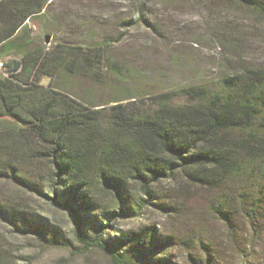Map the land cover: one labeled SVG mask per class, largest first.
Masks as SVG:
<instances>
[{
    "label": "trees",
    "instance_id": "16d2710c",
    "mask_svg": "<svg viewBox=\"0 0 264 264\" xmlns=\"http://www.w3.org/2000/svg\"><path fill=\"white\" fill-rule=\"evenodd\" d=\"M219 1L232 17L209 9L204 25L235 57L204 79L149 21L163 0H129L131 16L109 21L110 33L86 23L78 41L49 47L28 36L46 0H0L1 224L112 264H173L156 253L175 238L141 219L149 206L180 217L199 196L229 235L252 234L264 218V63L252 60L264 0ZM127 44L137 45L117 50ZM48 209L71 218L78 247Z\"/></svg>",
    "mask_w": 264,
    "mask_h": 264
},
{
    "label": "rangeland",
    "instance_id": "374dc122",
    "mask_svg": "<svg viewBox=\"0 0 264 264\" xmlns=\"http://www.w3.org/2000/svg\"><path fill=\"white\" fill-rule=\"evenodd\" d=\"M209 9L229 12L221 1L211 4L210 0H163L154 7V17L149 18L150 22L157 21L162 29L166 39L163 46L185 58L187 67L204 79L218 77L227 71V59L235 57V50L229 53L220 47L217 36L204 25L203 15ZM131 14L129 0H46L43 14L35 19L34 24L29 23L31 29L28 36L42 41V45L47 47L55 43L56 36L76 42L86 23L95 26L96 33L104 28L110 33L109 21ZM238 14V18L248 22L247 11L241 10ZM228 15L232 17L230 12ZM147 32L143 28L139 30L146 38L151 36ZM48 36L50 40L47 43ZM127 45L117 50H134L137 44ZM159 53L164 54L162 51ZM152 60L160 63L161 58L154 57ZM252 60L264 63V44L258 39L252 40ZM2 72L3 68H0ZM62 80L63 77L59 82ZM49 82L45 78L42 84L48 85ZM181 203L184 212L180 217L166 218L154 212L157 211L155 207L149 206L150 212L141 219L142 224L156 225L162 236L169 234L175 238L173 246L157 252L156 256L165 254L163 257H170L173 264H264V218L252 222V234L241 232L229 235L227 227L208 211L207 202L199 196ZM48 210L62 228L64 237L78 247L71 218L61 211ZM123 224L129 229L138 227L139 222L134 220ZM0 256L6 264H112L110 258L99 251L79 255L63 248L46 247L38 236L13 234L9 227L1 223Z\"/></svg>",
    "mask_w": 264,
    "mask_h": 264
},
{
    "label": "water",
    "instance_id": "95a60500",
    "mask_svg": "<svg viewBox=\"0 0 264 264\" xmlns=\"http://www.w3.org/2000/svg\"><path fill=\"white\" fill-rule=\"evenodd\" d=\"M46 42L48 43L49 42V40H50V36H48L47 38H46Z\"/></svg>",
    "mask_w": 264,
    "mask_h": 264
},
{
    "label": "built area",
    "instance_id": "2783aa9c",
    "mask_svg": "<svg viewBox=\"0 0 264 264\" xmlns=\"http://www.w3.org/2000/svg\"><path fill=\"white\" fill-rule=\"evenodd\" d=\"M0 68H3V64L2 63H0Z\"/></svg>",
    "mask_w": 264,
    "mask_h": 264
}]
</instances>
